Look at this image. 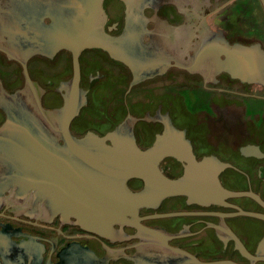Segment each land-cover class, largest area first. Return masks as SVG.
Returning a JSON list of instances; mask_svg holds the SVG:
<instances>
[{"label":"flooded vegetation","instance_id":"af4514ba","mask_svg":"<svg viewBox=\"0 0 264 264\" xmlns=\"http://www.w3.org/2000/svg\"><path fill=\"white\" fill-rule=\"evenodd\" d=\"M8 4L0 0L4 17L13 15ZM103 4L106 30L118 35L126 4ZM143 12L142 41L151 47L145 70L136 72L137 66L102 49L83 50L80 87L88 102L70 130L77 137L104 136L130 114L136 143L147 149L170 119L199 161L219 162L212 167L219 168L228 194L221 202H202L179 193L138 206L129 192L146 183L134 176L127 178L117 209L100 213L106 218H79L30 188L42 179L14 177L13 162H6L0 147V264H264L263 2L157 0ZM26 64L44 112L61 107L74 75L72 54L35 55ZM28 86L23 64L0 50V90L23 91L33 102ZM48 119L54 123L53 115ZM6 120L0 107V127ZM159 167L171 179L185 174V163L173 156H164Z\"/></svg>","mask_w":264,"mask_h":264},{"label":"water","instance_id":"95a60500","mask_svg":"<svg viewBox=\"0 0 264 264\" xmlns=\"http://www.w3.org/2000/svg\"><path fill=\"white\" fill-rule=\"evenodd\" d=\"M7 1L13 15L9 12L4 17L0 7V50L23 64L35 103L23 91L0 90V107L7 114L0 127V147L4 149L6 162H13L9 163V169L16 172L14 177L42 179L30 182V188L48 199L58 200L79 218L84 214L97 217L95 213L106 218L101 212L117 209L115 202L119 195L128 192L127 178L134 176L146 183L144 190L129 192V198L138 206L149 197L161 199L179 193L202 202H221L228 191L219 180V168L212 167L219 162L209 158L199 161L185 133L170 119L165 121L164 133L147 149L136 143L130 114L104 136L88 132L77 137L70 130L71 121L88 102L87 92L80 87V54L85 49H102L131 68L137 66L136 72L145 70L151 47L142 41L146 31L143 10L157 0H124L126 23L118 35L106 30L104 0ZM62 50L73 56L74 75L66 85L64 104L47 114L28 75L26 62L35 55L52 59ZM243 52L237 50L240 55ZM241 60L242 56L235 64L239 68L243 66ZM135 74L136 78L141 77ZM48 115H53L54 123ZM164 156L185 163L181 178L171 179L163 173L159 162ZM244 214L262 217L254 212Z\"/></svg>","mask_w":264,"mask_h":264}]
</instances>
